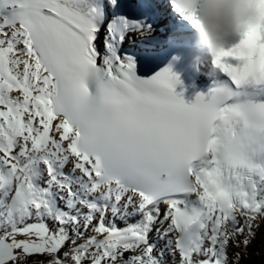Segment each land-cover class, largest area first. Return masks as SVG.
<instances>
[{
    "label": "snow or ice",
    "instance_id": "1",
    "mask_svg": "<svg viewBox=\"0 0 264 264\" xmlns=\"http://www.w3.org/2000/svg\"><path fill=\"white\" fill-rule=\"evenodd\" d=\"M197 3L0 0V264H239L264 222V18L186 102L155 20L196 28Z\"/></svg>",
    "mask_w": 264,
    "mask_h": 264
},
{
    "label": "clouds",
    "instance_id": "2",
    "mask_svg": "<svg viewBox=\"0 0 264 264\" xmlns=\"http://www.w3.org/2000/svg\"><path fill=\"white\" fill-rule=\"evenodd\" d=\"M196 8L197 44L206 47L213 72L214 53L224 48L225 38L248 31L264 18V7L258 0H198Z\"/></svg>",
    "mask_w": 264,
    "mask_h": 264
},
{
    "label": "trees",
    "instance_id": "3",
    "mask_svg": "<svg viewBox=\"0 0 264 264\" xmlns=\"http://www.w3.org/2000/svg\"><path fill=\"white\" fill-rule=\"evenodd\" d=\"M250 244L255 247L249 249L248 246ZM250 244L247 246L249 249L247 252L243 251L246 250L243 244L239 247L238 252L241 257L239 264H264V234L262 236L257 234L256 238L252 239Z\"/></svg>",
    "mask_w": 264,
    "mask_h": 264
},
{
    "label": "rangeland",
    "instance_id": "4",
    "mask_svg": "<svg viewBox=\"0 0 264 264\" xmlns=\"http://www.w3.org/2000/svg\"><path fill=\"white\" fill-rule=\"evenodd\" d=\"M262 225H263V228H262ZM260 228H262V230L264 229V222H261V223H260V227H259V229H260ZM231 250H232V248L229 249L230 253H231Z\"/></svg>",
    "mask_w": 264,
    "mask_h": 264
},
{
    "label": "bare ground",
    "instance_id": "5",
    "mask_svg": "<svg viewBox=\"0 0 264 264\" xmlns=\"http://www.w3.org/2000/svg\"><path fill=\"white\" fill-rule=\"evenodd\" d=\"M163 26H167L169 27L168 23L166 22V20L163 21Z\"/></svg>",
    "mask_w": 264,
    "mask_h": 264
}]
</instances>
